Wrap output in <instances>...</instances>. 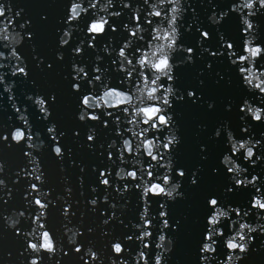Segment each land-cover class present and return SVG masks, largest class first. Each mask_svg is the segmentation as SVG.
<instances>
[{
	"label": "snow or ice",
	"instance_id": "snow-or-ice-1",
	"mask_svg": "<svg viewBox=\"0 0 264 264\" xmlns=\"http://www.w3.org/2000/svg\"><path fill=\"white\" fill-rule=\"evenodd\" d=\"M0 113V264H264V0H0Z\"/></svg>",
	"mask_w": 264,
	"mask_h": 264
},
{
	"label": "water",
	"instance_id": "water-1",
	"mask_svg": "<svg viewBox=\"0 0 264 264\" xmlns=\"http://www.w3.org/2000/svg\"><path fill=\"white\" fill-rule=\"evenodd\" d=\"M23 2L25 3H47L49 2V0H23ZM51 2H55V0H51ZM199 0H193V3H198ZM3 118V113H0V119ZM19 207V196H17V198L12 201L9 205V209L7 212H4L3 210H0V213H2L3 215H7L9 217V222L11 221V219H15L16 218V211L18 210ZM51 224L52 227L54 228H60L61 225L59 223V220L53 216L51 218ZM76 224V222L74 221L73 224L68 225L69 228H72L73 231H77V228L74 226ZM4 259L6 260V256L4 257ZM45 264H50L49 261H45ZM110 264V262H109Z\"/></svg>",
	"mask_w": 264,
	"mask_h": 264
}]
</instances>
